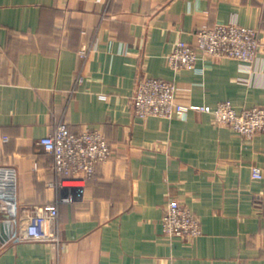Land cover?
I'll return each mask as SVG.
<instances>
[{
    "label": "crops",
    "instance_id": "obj_1",
    "mask_svg": "<svg viewBox=\"0 0 264 264\" xmlns=\"http://www.w3.org/2000/svg\"><path fill=\"white\" fill-rule=\"evenodd\" d=\"M216 24L255 30L257 58L174 71L175 44ZM143 76L193 105L264 106V0H0V264H264V133L246 139L193 111L137 118ZM61 123L112 149L93 178L61 179L70 189L50 186L38 144ZM170 200L198 218L197 238L164 234ZM40 217L44 240L10 241Z\"/></svg>",
    "mask_w": 264,
    "mask_h": 264
},
{
    "label": "built area",
    "instance_id": "obj_2",
    "mask_svg": "<svg viewBox=\"0 0 264 264\" xmlns=\"http://www.w3.org/2000/svg\"><path fill=\"white\" fill-rule=\"evenodd\" d=\"M259 47L260 41L255 30L236 24H216L198 29L195 44L177 42L167 61L174 71L192 69L198 61L205 59L227 58L251 64L257 58ZM80 56H85V50H81ZM131 105L134 116L140 119H183L189 111H193L210 116L216 125L226 126L246 139L257 133H264V106L237 112L229 101L219 102L214 108L193 105L179 95L174 83L157 78L143 76L137 81ZM38 144L53 157L52 170L59 181L50 186L61 189H70L61 183L63 178H93L97 164L108 160L112 154L111 146L100 131L86 129L74 134L68 131L64 123L41 138ZM261 175L258 168H252L253 178H260ZM9 198L13 196L10 194ZM64 201H71V197L68 195ZM41 212L42 216L45 214L52 220L58 215L55 205H46ZM42 218L34 226L27 228L24 235H11L10 241L18 243L24 240H44L42 230L38 229V225L43 223ZM161 226L170 239L191 241L201 234L198 218L190 209L174 200L167 203Z\"/></svg>",
    "mask_w": 264,
    "mask_h": 264
},
{
    "label": "bare ground",
    "instance_id": "obj_3",
    "mask_svg": "<svg viewBox=\"0 0 264 264\" xmlns=\"http://www.w3.org/2000/svg\"><path fill=\"white\" fill-rule=\"evenodd\" d=\"M12 206V205H11ZM10 209H11V207H10ZM11 211V210H10Z\"/></svg>",
    "mask_w": 264,
    "mask_h": 264
}]
</instances>
